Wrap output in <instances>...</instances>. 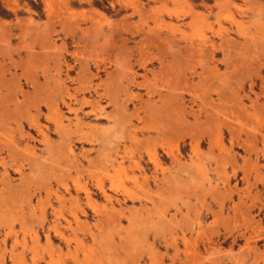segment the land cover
Returning a JSON list of instances; mask_svg holds the SVG:
<instances>
[{"label": "rangeland", "instance_id": "rangeland-1", "mask_svg": "<svg viewBox=\"0 0 264 264\" xmlns=\"http://www.w3.org/2000/svg\"><path fill=\"white\" fill-rule=\"evenodd\" d=\"M0 264H264V0H0Z\"/></svg>", "mask_w": 264, "mask_h": 264}, {"label": "bare ground", "instance_id": "bare-ground-1", "mask_svg": "<svg viewBox=\"0 0 264 264\" xmlns=\"http://www.w3.org/2000/svg\"><path fill=\"white\" fill-rule=\"evenodd\" d=\"M83 125H86V124H83ZM6 171V170H5ZM67 171V170H66ZM100 185L102 184V183H99ZM100 187V186H99ZM87 194V193H86ZM107 197H108V195H107ZM109 198V197H108ZM92 202V201H91ZM78 219V218H77ZM112 221V220H111ZM115 221V220H114ZM79 222H80V220H79ZM33 233V232H32Z\"/></svg>", "mask_w": 264, "mask_h": 264}]
</instances>
